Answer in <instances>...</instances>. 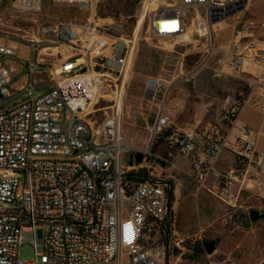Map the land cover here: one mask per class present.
Instances as JSON below:
<instances>
[{"label": "built area", "instance_id": "1", "mask_svg": "<svg viewBox=\"0 0 264 264\" xmlns=\"http://www.w3.org/2000/svg\"><path fill=\"white\" fill-rule=\"evenodd\" d=\"M249 1L175 0L152 12L149 23L158 39L174 46H197V59L185 73L147 82L155 108L148 129L150 146L167 138L169 153L191 160L196 188L229 209L238 206L243 184L264 173L256 131L239 121L244 94L223 110L218 121L169 138L164 136L169 126L166 111L176 86L212 61L216 77L240 79L245 62L264 66V40L236 36L227 46L215 40V27L228 13L245 11ZM42 2L13 0L11 9L36 16ZM52 5L76 8L88 16L85 22L39 27L28 41L29 55L18 87L15 70L5 62L16 56L20 44L0 36V170L18 175L0 177V203L12 206L0 211V264H168L169 244L155 243L153 238L156 233L168 236L170 186L158 181L147 166L149 150L132 148L120 130L125 85L119 79L128 67L131 41L113 37L114 19L98 16L97 0H52ZM101 39L104 42L98 43ZM50 50L59 54L60 63L81 56L84 60L62 74H57L55 65L54 80L47 83L39 78L43 73L39 66L53 57ZM246 83L249 89L264 86V75ZM37 91L42 93L34 97ZM18 96L25 98L5 107ZM103 101L110 105L96 108ZM101 110L104 117L96 122ZM224 150L233 154L235 166L215 172ZM126 153L133 166L121 165ZM136 153L143 155L140 164L133 158ZM137 167L147 169L146 177L155 183H129V169ZM24 226L33 237L30 260L19 256ZM176 261L179 264V257Z\"/></svg>", "mask_w": 264, "mask_h": 264}, {"label": "rangeland", "instance_id": "2", "mask_svg": "<svg viewBox=\"0 0 264 264\" xmlns=\"http://www.w3.org/2000/svg\"><path fill=\"white\" fill-rule=\"evenodd\" d=\"M12 1H0V36L8 35L11 41L20 44L16 56L8 58L5 62L6 66L15 70L14 86L18 87L23 79L22 66L29 55L28 41L37 34L39 27L69 20L85 22L88 13L76 8H54L52 0H43L38 15L26 16L12 11ZM163 1L174 3L175 0H97L99 17L114 19L116 27L111 32L113 37L122 36L123 39L131 41L127 47L128 67L119 79V82L125 85L121 105V134L132 148L139 151L149 150L150 156L147 157L146 164L151 168V172L157 176L158 181L169 184L171 191L176 190V197L172 196L173 209H170L169 224H173V232H168V236L172 238L168 264H178L173 253L174 248L177 256L187 259L179 264H257L264 259V220L251 223L249 210L264 212V187L253 188L247 184L252 191L242 193L238 206L229 209L205 191L196 188L188 170H184L187 161L176 152H170L169 156L170 150L163 144V140L150 146L148 129L154 118L155 108L147 92L148 80L152 77L168 80L176 78L181 72L189 70L197 59L196 45L174 46L172 41L158 39L150 31L151 13L159 10ZM141 14L142 22L135 32ZM228 15L224 22L215 27L217 44L230 42L236 36L249 40H264V0H250L245 11L239 14L230 12ZM122 17L130 19L123 21L120 20ZM47 52H53L54 55L51 58L46 57V61L39 66L43 72L39 78L48 83L54 80L52 73L55 65L56 71H59L63 62L60 63V56L55 55L56 51ZM208 66L213 67V62ZM205 74L208 78L198 76L188 83L179 84V90L173 91L175 94L172 110L178 109V103L180 105L186 102L188 106L192 105L199 96L217 99L213 108L218 109L217 106L227 100L229 95L232 94L236 102L240 93L248 100L254 91V88L249 89L247 83L241 79L214 78L209 72ZM262 74L264 66L254 62H245L240 72L243 78H259ZM184 90L189 93L183 95ZM41 93L35 92L34 97ZM24 98L18 96L5 107H11ZM108 105L110 104L103 101L96 108ZM239 116L259 131L258 148L264 150V109L248 104L242 108ZM103 117L102 110L97 111L95 121L101 122ZM130 156V153L122 156L123 167L130 163ZM147 172V169L139 167L129 169L130 176L141 180L148 175ZM5 174L18 176L11 171L0 170V177ZM261 177L264 179V176ZM138 183L132 182V185ZM10 209L12 206L0 203V211ZM32 239L30 228L24 226L21 234L22 246L19 250V256L23 260L33 257ZM205 241L217 242L211 255L204 250Z\"/></svg>", "mask_w": 264, "mask_h": 264}, {"label": "crops", "instance_id": "3", "mask_svg": "<svg viewBox=\"0 0 264 264\" xmlns=\"http://www.w3.org/2000/svg\"><path fill=\"white\" fill-rule=\"evenodd\" d=\"M165 1L161 2V8L160 9H163L165 7V5H168V4H173V3H170V2H167V3H164ZM175 2V1H174ZM217 43V42H216ZM220 43V42H219ZM230 42H225V43H222V44H218L219 46H227ZM213 62V61H212ZM212 62H210L209 64H211ZM209 64H207V66H205L204 68H202L193 78H191L188 82L192 81L194 78L198 77L201 78V77H205V78H208L207 77V74L205 73H211L212 76L214 78H222V77H230V76H221V77H216L214 74H213V67H214V62H213V67L212 66H208ZM264 75V74H262ZM198 78V79H199ZM233 78V77H231ZM252 78V77H251ZM251 78H243L240 76V79L242 81H247ZM260 78V77H259ZM238 79V78H237ZM188 82H181L180 84L182 83H188ZM179 85L176 86V88L173 90H179ZM185 94H188L189 92L188 91H183V95ZM175 94L174 92H172L171 94V97L169 99V104H168V107H167V111H166V115L167 117L169 118V126H168V130L170 132V135L169 136H172V135H176L178 133H181V132H187L189 130H192L193 128L197 127V126H204L208 123H211V122H215V121H218L221 117V114L223 112V110L227 107V106H230L232 105L235 101H234V98H233V95H229L228 99L225 100L222 104L218 105V109H214V105H216V101L217 99H214V98H211V99H206V98H200L201 96H199V98H197L196 100L193 101L192 105L188 106L186 104V102H182L178 103L177 106L178 109L176 110H172V102L174 100V95ZM252 105L253 107H261V109H264V86H261V87H256L254 88V91L249 95L248 97V100H245V103L243 104L242 108L245 106V105ZM213 108V109H212ZM241 108V110H242ZM172 110V111H171ZM241 110H240V113H241ZM239 113V115H240ZM204 116L206 118H204ZM239 121L242 123V124H245L249 127H251L253 130L256 131V138H255V144H256V148L262 152H264V150H261L258 148V142H259V131L252 127V124H250L247 120H243V119H240V116H239ZM169 138V137H168ZM160 140H163V144L166 146V141H167V138H160L158 141ZM157 141V142H158ZM177 154V153H176ZM179 155V154H178ZM180 157L184 158L187 163L185 162V167L186 169L184 170H188V173L191 177V167H192V163H191V160L186 157V156H182V155H179ZM235 166V158L233 156V154L230 152V151H227V150H224L219 158V160L217 161V163L215 164V172H223V171H227L231 168H233ZM261 176H264V173H262L261 175L255 177L254 180H249V181H246L244 184H243V190L241 192L244 193V192H247V191H252V189L248 188L247 184H250L253 186V188H257V187H264V179H262ZM212 177L211 176L209 178V182L212 180ZM173 195L174 197H176V190L173 191ZM171 209H173L171 207ZM171 218V216H170ZM172 222H173V218H172ZM172 227H173V224H169V221H168V232H173L172 231ZM153 241L156 243V242H164L166 244V241L167 243L169 244V247H170V242H172V238L167 236V239L164 235H161L159 233H156L154 238H153ZM175 251V248L173 250V253ZM176 256V259L177 257H180V256H177L176 254H174ZM169 256V251H168V255ZM168 258V257H167ZM186 261V260H183V262ZM258 264V263H257Z\"/></svg>", "mask_w": 264, "mask_h": 264}, {"label": "water", "instance_id": "4", "mask_svg": "<svg viewBox=\"0 0 264 264\" xmlns=\"http://www.w3.org/2000/svg\"><path fill=\"white\" fill-rule=\"evenodd\" d=\"M133 158H134L136 164H140L142 162V160H143V155L141 153H136L133 156ZM129 165L130 166H133L132 157H130V163H129ZM131 176H133V175H131ZM142 180L143 181H149V182L155 183V181H152V180H150L147 177H143ZM167 194H168V197H170V195H171V189H168L167 190ZM249 220H250L251 223H256L258 221L264 220V212H262L260 210H257V209H250L249 210ZM216 244H217L216 241H205L203 243V247H204L205 252L208 255H211L214 252V250H215ZM166 246L168 247L167 241H166ZM174 254H177L176 250L174 251ZM183 260H187V259H185V257H183V256H180L179 257V263L183 262Z\"/></svg>", "mask_w": 264, "mask_h": 264}, {"label": "bare ground", "instance_id": "5", "mask_svg": "<svg viewBox=\"0 0 264 264\" xmlns=\"http://www.w3.org/2000/svg\"><path fill=\"white\" fill-rule=\"evenodd\" d=\"M142 16L143 15L141 14L140 17H139V21H138V24L136 26L135 32L138 31L139 25L142 22ZM103 42H104L103 39L98 41V43H103ZM85 54H89V52H86ZM93 54L94 53L91 52L90 56L93 55ZM83 60H84V56H81L79 58H75V59H72V60H66L65 62H67V63L64 64L65 62H63L62 66H59V67H61V69L59 71H56V72H57V74H62L64 72H66V71H69L71 68L76 67L79 64H81L83 62Z\"/></svg>", "mask_w": 264, "mask_h": 264}, {"label": "trees", "instance_id": "6", "mask_svg": "<svg viewBox=\"0 0 264 264\" xmlns=\"http://www.w3.org/2000/svg\"><path fill=\"white\" fill-rule=\"evenodd\" d=\"M169 135H170V132L167 131V133H165L164 136L168 137ZM127 181L132 184V182H139L140 183L143 180H141L140 178L133 177V176H128L127 177ZM172 196H173V190L171 191V195H170V203H169V208L170 209H171V205H172Z\"/></svg>", "mask_w": 264, "mask_h": 264}]
</instances>
